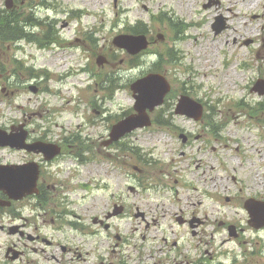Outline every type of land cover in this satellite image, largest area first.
<instances>
[{"label": "rangeland", "instance_id": "rangeland-1", "mask_svg": "<svg viewBox=\"0 0 264 264\" xmlns=\"http://www.w3.org/2000/svg\"><path fill=\"white\" fill-rule=\"evenodd\" d=\"M29 1L35 4L41 0ZM44 1L51 6L42 7L35 15L44 28L25 29L36 38L0 45V128L9 131L13 125L25 124L33 138L51 140H60L69 135L67 132L83 139L90 136L95 144H89L97 157L88 164L61 163L58 181L71 183L73 189L57 194L47 210H34L28 202L19 204L25 220L14 223L29 225V229L22 228L51 244H30L19 234L0 230V264H117L119 258L108 252L115 242L112 235L119 232L134 238L132 248L125 250L126 264H151L161 259L172 263L170 256L157 247L161 236L156 227L124 220L117 221L120 230L112 232L93 221V216H103L111 194L117 195L123 185L119 172L108 171L107 149L101 146L100 137L107 136L111 126L106 118L114 121L132 108L135 99L130 84L157 62L152 54L141 68L132 70L129 56L113 45L115 37L137 22L147 25L148 33L158 41L152 48L159 52L172 48L173 64L164 63L161 69L173 90L202 101L208 114L211 107L214 112L211 127H206L208 119L202 125L180 116L174 119L180 128L194 135L203 134L199 140L192 139L187 148L182 147L177 132L168 127L156 126L140 132L138 140H131L153 155L152 163L139 164L137 155L129 153L131 164L144 168L140 176L149 177L146 185L157 183L160 192L157 202L153 196L146 195L142 200V195H137L132 196V204L163 218L173 237L194 238L195 254H189L190 259L200 258L205 251L208 255L251 254L253 250L259 253L264 229L255 230L249 225L244 203L249 197L264 200V110L256 114L250 110L264 104V96L251 90L259 78L264 79V0H219L208 8L204 5L209 0H119L117 6L114 0ZM3 5L4 0H0V7ZM23 12L25 16L19 22L30 25V11ZM161 14L165 20L154 21ZM221 17L228 28L216 35L213 24ZM160 34L166 36L164 41L157 38ZM45 36L49 40L59 38L60 42L41 48ZM102 57L107 62L98 65ZM84 67L89 73L79 74ZM33 71L48 72L50 76L35 79ZM108 74L112 79L119 74L121 86L129 89L118 90L109 99L103 88L107 83L102 79ZM4 75L11 76V80ZM6 81L14 87L2 93ZM239 101L241 109L237 108ZM100 109L102 114L97 112ZM93 120L98 123L91 125ZM23 159L22 153L0 150V160L5 162ZM130 171L129 182L134 184L138 174L132 167ZM74 174L78 179L73 180ZM82 184L90 187L83 189L79 186ZM62 201L69 203L60 206ZM191 215L203 220L200 228L175 224L178 217ZM5 220L10 221V214ZM230 225L237 227L238 237L230 236ZM95 230L102 234L96 236ZM193 231L201 234L194 237ZM142 236L146 237L145 244L141 243ZM14 244L25 251L20 261L6 256L7 247ZM232 261L230 257L226 264ZM242 262L243 258L238 264Z\"/></svg>", "mask_w": 264, "mask_h": 264}, {"label": "flooded vegetation", "instance_id": "flooded-vegetation-1", "mask_svg": "<svg viewBox=\"0 0 264 264\" xmlns=\"http://www.w3.org/2000/svg\"><path fill=\"white\" fill-rule=\"evenodd\" d=\"M18 1L19 0H15V7H17ZM22 2L24 3V0ZM106 120L109 121V123L113 122L112 118H109V120L108 118H106ZM129 139L130 136H128V138L119 141L116 144L111 145L110 146L111 148L107 150V156L110 158V163L112 164L115 163L117 170H119V174L123 178V185L121 190H119L117 196L114 193L111 194L110 196L111 203L108 204V206L106 207V212L103 214L102 218L96 217L93 220L96 224L112 232L116 231L114 227V222L116 220L123 219L125 217L130 218L131 216H133L140 224L145 223L147 224V226H149L148 217L151 215L150 211H148L147 209L143 210L136 203L133 204L131 203V196L143 192V190L139 189L133 193L131 192L132 191L131 186L127 182V179L130 177V164L126 160L127 155L126 153L123 152H120V155L118 156H115L114 154L115 146L119 147L123 143H126ZM101 140L105 141L106 139L101 138ZM51 141L53 140H49L47 138L29 139V143L31 144L47 143ZM53 143L57 144V146L61 148V154L55 157L52 161L45 162L44 159L45 157L43 154H38L35 152L26 154L28 160L36 161L40 164L41 175L38 186L39 193L29 198L30 206L34 210L42 209L43 211H45L46 209L49 208L51 200L54 199L57 196V194L60 193L62 194L65 193L66 191H70L73 189L71 183L69 182L64 183L58 181L57 176L62 173L61 169L59 168L60 162L65 160L66 158H70L72 161H77V160L82 161V158L80 157L79 153L80 150H82L81 144H83V142L79 140V138L65 137L62 138L61 140L53 141ZM75 179H78L77 174L73 175V180ZM11 208L0 209V230L8 231L10 228H17L16 234H19L22 239L25 238L30 244L31 242H35V241H37L38 243L42 242L44 244H51L50 240L46 238H42L41 236H35L30 231L24 230L22 227H26L27 226L26 224H22V225L15 224L14 222H18L19 221L18 218H21V215L17 209L14 210L13 208L12 209ZM116 211L121 213V215L117 217L114 216L111 217L113 214L116 213ZM8 212H11L10 221L6 222L5 219L8 215ZM180 220L183 224H189V225L191 224L190 220L188 219L181 218ZM199 223L201 224L203 223V221H199ZM31 226L32 228H35L33 225H30V227ZM27 228L29 229V225L27 226ZM112 237L117 238L118 241L122 240V235L120 233L114 234L112 235ZM119 244L120 242H118L116 246H118ZM178 244L179 242L175 241V243H173L171 247L179 248ZM25 246H28V244L25 243ZM114 248L115 245L113 244L111 254H114L115 252ZM182 248H184V244L181 245V249ZM33 250L37 253L39 252L40 249L37 247H33ZM64 250H66L65 247ZM15 251H18L20 254L18 261H20L22 258L25 257V251L20 250L16 244H14L13 246H8L6 250V254H13ZM41 251L44 252L46 251V249H42ZM262 263H263V258H260L257 261V264H262ZM204 264H209V263L206 262Z\"/></svg>", "mask_w": 264, "mask_h": 264}, {"label": "water", "instance_id": "water-1", "mask_svg": "<svg viewBox=\"0 0 264 264\" xmlns=\"http://www.w3.org/2000/svg\"><path fill=\"white\" fill-rule=\"evenodd\" d=\"M127 39L135 42V46H136V49L134 50H131L129 47H127L130 53L136 54L141 50L147 48V41L143 37L128 38L122 36V37H118L115 40V43L119 47L125 48L126 42L124 41ZM159 79L163 83H165L164 79H162L160 76L150 75L149 77L139 81V83L136 84L134 90L136 92H141V97H137L138 99L137 106L140 115L131 117L130 119L116 126L113 134L115 140H117L122 134L131 132L132 130L138 127H144L145 125H150V122L146 114V109L149 108L152 111L156 106L161 105L163 103L166 93L169 91V86L167 84L164 85L165 86L164 89H163V85L161 89H158L157 87L153 89L154 84L158 85L157 80ZM182 107L184 108L186 106L182 105ZM178 112L182 114L186 113L189 116L196 117L197 119H199L198 117L201 116L202 114V107L191 110L182 109L181 112L180 111ZM3 145L14 146V144L11 141V137L5 138V142L3 143ZM36 181H37L36 172H34L33 175H30L23 168H14V167L0 168V191L6 192L9 195V197L12 199H18L22 197L25 193L26 194L32 193L33 189L36 186ZM22 189L24 190V192L21 193ZM0 205H4V204L0 203ZM249 211L251 212L250 209ZM251 216L253 217L252 212H251Z\"/></svg>", "mask_w": 264, "mask_h": 264}, {"label": "trees", "instance_id": "trees-1", "mask_svg": "<svg viewBox=\"0 0 264 264\" xmlns=\"http://www.w3.org/2000/svg\"><path fill=\"white\" fill-rule=\"evenodd\" d=\"M6 26H7L8 29L12 30V27H11V23L10 22Z\"/></svg>", "mask_w": 264, "mask_h": 264}, {"label": "bare ground", "instance_id": "bare-ground-1", "mask_svg": "<svg viewBox=\"0 0 264 264\" xmlns=\"http://www.w3.org/2000/svg\"><path fill=\"white\" fill-rule=\"evenodd\" d=\"M235 31V30H234Z\"/></svg>", "mask_w": 264, "mask_h": 264}]
</instances>
